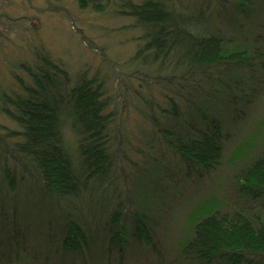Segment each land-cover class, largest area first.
Masks as SVG:
<instances>
[{
	"label": "trees",
	"instance_id": "1",
	"mask_svg": "<svg viewBox=\"0 0 264 264\" xmlns=\"http://www.w3.org/2000/svg\"><path fill=\"white\" fill-rule=\"evenodd\" d=\"M77 2L81 9L133 18L143 44L131 58L134 74L127 78L137 75L144 93L141 102L126 107L130 89L123 86L128 80L119 68L114 70L118 82L113 77L111 86L109 77L85 75L73 83L63 64L42 47L33 48L31 59L12 64L11 78L8 74L0 84V114L17 128L0 125V264L34 260L41 253L34 254L27 220L16 212L17 187L27 182L31 189L36 184L52 212H59L38 230L45 259L75 264L82 245L93 241L101 254L124 251L131 237L122 222L120 164L127 160L134 180L152 181L166 191L176 174L164 163L166 151L187 172L208 173L218 166L231 134L225 119L239 118L264 83V0ZM230 69L248 75L247 89L235 86L239 81ZM260 71L262 77L256 75ZM218 81L220 88L213 89ZM128 110L134 112L130 117ZM129 124L143 130L141 150L128 140ZM66 127L76 139L74 151L66 145ZM127 144L140 152L136 169L130 167ZM235 192L253 205L231 211L220 203L199 208L191 236L180 246L186 264H264V138L260 154L237 175ZM101 202L99 218L82 216L80 205ZM134 212L133 227L148 242V212ZM95 231L99 238L93 239Z\"/></svg>",
	"mask_w": 264,
	"mask_h": 264
},
{
	"label": "rangeland",
	"instance_id": "2",
	"mask_svg": "<svg viewBox=\"0 0 264 264\" xmlns=\"http://www.w3.org/2000/svg\"><path fill=\"white\" fill-rule=\"evenodd\" d=\"M186 1L193 4V0ZM141 36L142 31L135 26L133 18L117 15L110 10L97 13L89 8L81 9L77 0H0V84L9 79L8 74L11 78V69L14 67L12 64L31 59L33 48L42 47L63 64L73 83L85 75L88 79L94 76L99 79L109 77L107 84L111 86L112 78L114 77L117 84V75L120 76L114 70L120 69V73L124 72V79L128 80L127 86H123L130 89V99L126 107H131L137 101L141 102L139 96L144 93L139 88L140 80L137 75L127 78L134 74V66L130 61L143 44ZM231 71L232 69L228 73L239 81L233 82L235 86L247 89L250 84L244 82L248 75L245 77L242 71L230 73ZM224 75L221 77L227 80L226 74ZM256 75L262 77V71ZM219 85L221 83L218 81L211 86L219 89ZM128 111L129 117L134 112L137 113L135 110ZM238 114L239 118L234 120L225 119L230 127L229 140L224 145L218 166L206 174L194 168L187 172L182 165L179 166L178 158L165 150L164 163L176 173L170 178L172 182L167 191L163 185L154 186L152 181L144 183L134 180V176L127 170V160H124L120 164L118 185L123 201L122 222L131 240L124 251L118 252L114 249L103 254L99 252L94 241L88 247L82 245V254L73 260L75 264H186L180 256V246L191 236L192 224L197 220L195 215L199 208L220 203L223 205L222 210L231 211V207L247 208L251 205L237 197L235 185L240 171L261 151L264 138V83L257 87L255 98L248 108ZM0 125L17 129L1 114ZM128 131V140L138 143L135 146L141 150L139 143L143 141V130L129 124ZM64 139L67 147L74 151L76 139L69 127L64 129ZM126 150L130 167L138 168L140 152L134 153L129 144L126 145ZM140 175L142 174H139V179ZM29 183L22 187L19 184L17 187L20 206L16 212L19 217L27 220L33 237L31 242L36 247L34 254L40 249L41 253L34 260L26 258L17 263L64 264L62 259L51 256L45 259V248L38 236L42 221L55 219L59 212H52V207L46 204V200H40L36 184L33 183L35 185L31 189ZM10 204L13 205L11 202ZM101 204L104 202L99 205L96 203L92 207L80 205L79 210L85 219L96 220L102 213L99 208ZM9 208L12 209L13 206ZM145 209L148 212L145 215L149 216L145 222L149 231L148 242L133 227V214H137L134 211ZM261 210L264 212V209ZM200 216H197L198 219ZM54 227L56 226L52 224L53 232ZM95 235L99 238L97 231L93 234V239ZM55 251L56 248L53 252Z\"/></svg>",
	"mask_w": 264,
	"mask_h": 264
}]
</instances>
